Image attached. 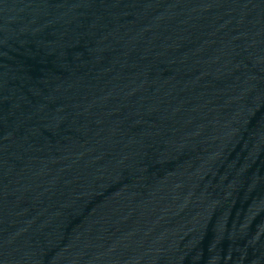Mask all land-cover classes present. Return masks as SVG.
Returning <instances> with one entry per match:
<instances>
[{
  "label": "water",
  "instance_id": "95a60500",
  "mask_svg": "<svg viewBox=\"0 0 264 264\" xmlns=\"http://www.w3.org/2000/svg\"><path fill=\"white\" fill-rule=\"evenodd\" d=\"M264 31V0H0V263Z\"/></svg>",
  "mask_w": 264,
  "mask_h": 264
}]
</instances>
